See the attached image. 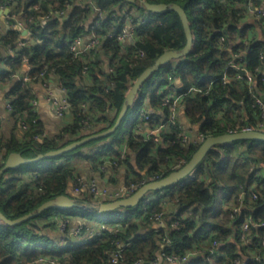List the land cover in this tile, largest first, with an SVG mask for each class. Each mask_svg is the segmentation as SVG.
<instances>
[{"label": "trees", "instance_id": "16d2710c", "mask_svg": "<svg viewBox=\"0 0 264 264\" xmlns=\"http://www.w3.org/2000/svg\"><path fill=\"white\" fill-rule=\"evenodd\" d=\"M145 1L178 3L185 9L194 36L191 53L162 65L143 84L122 122L128 120L129 135L125 139L115 138L110 144L95 148L91 147L92 143L98 140L91 141L63 155L4 172L0 180V211L9 219L19 218L44 202L67 194L70 178L76 170L66 162L74 158L94 161L103 158L100 168L106 161L114 167L128 163L135 177L127 183L156 175L163 178L185 165L200 143L182 145L171 130L162 133L159 141L134 133L140 124L143 107L153 120L168 118L169 109L163 105V100L170 75L176 77L182 92L192 86L207 91L210 81L218 79L209 94L186 95L182 104L190 123L205 136L227 133L228 126L240 130L247 122H255L258 110L252 106L249 87L237 81L223 84L220 80L226 71L230 77L234 76L235 70L225 67L238 51H247V66L251 71L262 63L264 19L252 16L251 22L241 12V7L251 5L252 0H227L225 3L218 0ZM93 2L104 13L98 24L88 0H0V6H12L11 15L22 21L30 32L26 39L20 31L11 28L2 40L9 54L0 55V86H8L15 123L9 135L0 127V169L13 152L34 158L85 137L81 134V105L84 102L89 103L95 119V127L88 135L112 127L131 87L130 81L152 67L164 52L183 49L187 43L182 19L176 11L158 14L125 0ZM62 10L67 13L64 18L56 15ZM112 12H115L114 16L110 15ZM126 13L135 15V42L123 45L116 34ZM142 17L146 18L145 22L140 21ZM15 22L13 18L9 20L10 25ZM91 33L100 37L101 44L96 49L78 56L70 53L69 45L76 37ZM222 36L226 37L224 42ZM21 40L27 42L25 47L19 46ZM138 50L144 51L139 60L136 59ZM26 65L31 68L20 78ZM42 73L46 79L56 77L68 97L69 110L74 114V121L54 134L47 133L32 107L35 99L32 84L40 83ZM254 89L258 94L264 93V81L260 77ZM148 103L154 111L149 110ZM159 110H163V114H158ZM33 119H37L35 123ZM22 121L28 124L25 131ZM124 142L128 149L121 160L120 148ZM239 145L243 149L236 152ZM130 154L136 156L135 165L130 163ZM252 162L263 164L264 169L263 141H235L215 146L195 169L194 177L184 185L168 186L162 189V195V190L149 193L152 196L149 203L143 198L136 206L108 211L115 216L105 223L118 225L116 235L105 230L100 236L80 242L50 235L46 228L61 231L58 220L71 217L65 214L67 210L57 208L45 210L14 226L0 219V264H110L109 256L118 241L125 245L119 264H136L140 258L143 264H152L161 250L177 256L195 251L188 261L179 264H215L217 261L234 264L237 256L245 259V264H264V249L257 245L261 230L254 228L256 244L252 245V252L255 254H251L240 238L241 223L249 213L232 215L234 203H240L236 197L241 192V185L250 188L255 182L258 198L250 201L246 195L241 202L252 209L250 214L255 219H264V174L255 176L251 172ZM26 174H31L33 186L24 182ZM39 181L44 184L41 190H38ZM84 200L90 202L92 198L85 197ZM168 204L173 206L171 212L167 211ZM118 210L122 211L116 214ZM161 211L168 216L166 226L159 225L153 217ZM82 212L81 215L89 219L93 213H98L90 209ZM174 219L179 221L175 228L171 226ZM69 229L70 223L59 233L64 235ZM87 230L84 225L82 231ZM164 235L169 238L167 244L163 242ZM214 240L218 243L215 248L212 246ZM256 254L260 255V260L255 259Z\"/></svg>", "mask_w": 264, "mask_h": 264}, {"label": "built area", "instance_id": "2783aa9c", "mask_svg": "<svg viewBox=\"0 0 264 264\" xmlns=\"http://www.w3.org/2000/svg\"><path fill=\"white\" fill-rule=\"evenodd\" d=\"M92 6H93V12H94V18H96V23L98 24L103 18L104 13L101 12V10L97 7V5L94 4L93 0H88ZM220 3H225L227 0H218ZM38 8V6H36ZM8 10V13L5 15L6 22L9 24V20L11 18L15 19L14 24H9L12 28L16 27H23L25 24L22 21L16 20L15 15H11L12 6L9 5H1L0 11ZM251 15L255 18L264 19V7H250L249 9ZM125 12V10H124ZM66 11L62 10L60 12H57L56 15H59L60 17L64 18L66 16ZM111 16L115 15V12H112L110 14ZM135 15L132 13H126L125 20L121 26L120 31L116 34L118 40L122 42L123 45L128 44V42L134 43V36H135ZM141 22H145L146 18L142 17L140 20ZM140 23V22H139ZM226 40L225 36L221 37V41L224 42ZM101 44L100 37L96 34H88L86 36H78L76 37L69 45L70 53L74 54L75 56H78L80 54L90 52L94 49H96ZM246 45H249V42H245ZM27 45L26 41H19L20 47H25ZM144 55L143 50H138L136 59L139 60L140 57ZM261 60L262 63L259 64L254 71H251L247 66V51H238L232 55V57L229 59V61L226 64V70L227 69H233L235 70V74L233 77H230L226 72L222 75L220 80L223 84H226L231 81H237L239 84L244 83L249 87V92L253 96V103L252 106L255 107L258 110V113L255 118L254 123L247 122L240 130L234 129L233 127L228 126L227 133H235L239 131H251V130H260L264 131V96L262 94H258L255 89L254 85L256 83V80L258 77L261 78V80L264 81V52L261 53ZM28 70L31 68L29 65ZM25 74L23 75V77ZM28 80L29 78H25ZM40 84H42L45 88L49 89V82L50 79H46L44 77V74L42 73ZM169 84L165 87L167 89L166 94L164 96L163 105L167 106L169 109V115L168 118L161 117L158 120H153L151 114L148 112L147 108L141 109V115H140V124L138 127L134 130V133L137 135H143L144 125L148 126L147 138L155 137L156 141L160 140V135L162 133H165L166 131H173V133H176L178 136L179 141L182 145H190L192 143H202L207 136L204 134L197 132L193 133L192 129L185 126L182 121L180 120V109L182 108L183 100L186 95H195L197 93H210V88L212 85L218 80H212L209 83V88L207 91H204L203 88L198 86H192L187 91H180V88L176 84V77L173 75H170L169 77ZM59 87L61 88L63 92V97L59 101H55V112L59 116H63L68 110H69V100L66 96L65 90L63 87H61L60 83L58 82ZM240 104L243 105L244 102L240 101ZM7 108L10 111H13L12 105L10 100L8 99L6 103ZM32 107L33 112L38 114V101L37 98H35L32 101ZM81 111H82V135H88L95 127V119L90 111V105L88 102H84L81 105ZM37 119H33V123L36 122ZM22 130H26L28 128V124L24 121L21 122ZM46 135V133L43 134V136ZM1 137V136H0ZM40 137V136H39ZM37 139L38 136H35ZM236 152H239L240 150L237 148L235 150ZM125 151H122L120 155V159L124 160L125 158ZM263 164H260L258 162H252L251 164V172L255 176H262L264 174ZM101 168H104L102 166ZM194 177V172L185 180H183L179 185L182 186L184 183L189 181ZM161 177L159 175L154 176L153 178L146 179L143 178L141 180L131 182L124 184L121 187L111 189L106 185L100 184L99 181L91 176H86L79 174L77 172L73 173L70 181L72 182L73 191L77 194H82L83 191H87L89 196H91L92 201H85L84 199H76L78 203L82 206L83 209H90L95 210L98 209L99 204L103 201L109 202L113 200L120 199L122 197H125L127 195L133 194L138 188L145 185L146 183L150 181L159 180ZM43 182L39 181V188L38 190H41L43 187ZM256 183L254 182L250 188L245 187L241 185V192L236 197L238 201H240L239 205H236L234 203L233 209H232V215L233 217H237L238 215H242L243 213H249L245 214V218L243 222L241 223V230H240V238L243 242L244 246L249 249V252L251 254H255L252 252L254 248L252 245L256 244L255 238V232L254 228H257L261 230V232L258 235V242L257 245H259L260 248L264 249V219H255L253 214H250L251 208L248 205H244L241 201L246 195L249 196L250 201H254L258 198V193L255 190ZM164 191L162 190L160 192V195H162ZM152 196L150 194H147L144 197V202L149 203ZM234 199V196H233ZM232 199V201H233ZM154 219L157 223L160 225L166 226V221L168 220V216H165L164 212L161 211L159 213H156L154 216ZM179 224V221L177 219H174L171 221L172 227H177ZM84 225H79L74 228L75 235H83L84 233H87L86 239H90L95 236H100L103 231L109 230L114 232L116 235L119 227L118 225L112 224L109 225L105 222L101 223L99 227L96 228H88L87 232H83ZM69 227V220H64L60 222V230L65 231ZM163 242L165 244L169 243V238L167 235H164ZM218 245L217 241L212 242V246L215 248ZM125 245L118 241L116 242V248L111 252L109 256V263L110 264H119L121 260H123V249ZM214 251H212V254ZM195 254V251L190 254H185L182 256L177 255H169L164 250H161L158 252L157 257L153 260L152 264H163L164 261L170 264H179L184 263L190 259V257ZM260 255L256 254L257 260H260ZM54 263V262H51ZM234 264H245V259L241 257H235L233 260ZM136 264H143V259H139L136 261Z\"/></svg>", "mask_w": 264, "mask_h": 264}, {"label": "water", "instance_id": "95a60500", "mask_svg": "<svg viewBox=\"0 0 264 264\" xmlns=\"http://www.w3.org/2000/svg\"><path fill=\"white\" fill-rule=\"evenodd\" d=\"M127 3L135 4L143 6L148 11H152L158 14H163L168 11H176L183 22L185 32L187 35V43L183 49L180 50H168L161 54L159 58L156 60L155 64L146 69L136 80L130 81V89L125 97V101L121 108V111L114 123V125L104 131L93 133L90 135H86L80 140L73 141L64 147H61L56 150L49 151L45 154H39L34 158H27L21 152H13L9 154L7 157L4 166L0 169V180L4 172L9 169H17L23 165L31 164L37 162L44 158H51L63 155L67 152H70L80 146H83L91 141L101 139L103 137L109 136L113 134L119 126L122 124L123 120L127 117L129 113L130 107L135 102L136 96L138 95L140 89L142 88L143 84L149 79L151 75H153L156 71L160 69L162 65L168 64L175 59H180L184 56H187L191 53L193 45H194V36L193 31L190 25V21L185 9L178 3H150L145 0H125ZM8 13V10L5 11ZM20 78H23V74L20 75ZM144 137H147V133L143 134ZM245 140H256V141H263L264 142V131L260 130H251V131H239L235 133H224L217 136H209L207 137L199 146L197 151L193 154L192 158L182 167L178 168L177 170L171 172L167 176L146 183L145 185L138 188L133 194L127 195L117 200L113 201H103L99 204L98 209L96 211L108 212L119 209L121 207H133L138 205L141 200L149 193L160 191L168 186L179 185L183 180L188 178L198 167V165L202 162L205 158L207 153L212 150L217 145H222L226 143H231L235 141H245ZM76 207H81L80 203L70 196L68 193L59 195L53 199H50L43 204H41L36 210L25 214L16 219H9L2 211H0V219L8 224V225H18L24 221H27L31 218H34L45 210L51 208H57L62 210H71Z\"/></svg>", "mask_w": 264, "mask_h": 264}, {"label": "crops", "instance_id": "0c3cea01", "mask_svg": "<svg viewBox=\"0 0 264 264\" xmlns=\"http://www.w3.org/2000/svg\"><path fill=\"white\" fill-rule=\"evenodd\" d=\"M264 7V0H252L251 5H243L241 7V12L245 14L248 19L252 22V15L249 11L250 7ZM6 13L3 11H0V55H7L9 54V51L5 49V47L2 45L3 36L5 35L6 31L11 29L12 27L6 22ZM146 14V18H147ZM18 20V19H17ZM14 29V28H12ZM18 31L21 32V35L23 38L28 39L30 36L29 30L23 25V27H16ZM28 70V66H24L23 70L20 72L21 74H25ZM32 89L35 95V98H37L38 101V115L41 120V122L44 125L45 130L49 134H54L62 126L71 124L74 121V114L71 110H68L62 117L57 115L55 112V101H59L63 97V92L61 88L59 87L58 80L55 76H52L50 78L49 82V89L45 88L40 83H34L32 84ZM263 96L264 93L262 92ZM8 101V86L2 85L0 86V127L4 134L9 135L12 131V128L15 123V119L12 116L11 111L7 108L6 103ZM147 106V104H146ZM148 108L150 111L153 109L150 108V105L148 103ZM154 111V110H153ZM158 114H163V110L157 111ZM245 118L247 117L246 114H244ZM112 117V115H110ZM180 120L182 123L191 128L193 133L199 132V128L195 125H192L188 118L186 117L184 113V109H180ZM105 123V122H104ZM100 126V125H99ZM148 131V126L144 125L143 134ZM94 149V148H93ZM93 149H90L91 151ZM127 143H123L120 150L126 152ZM131 155L130 163L132 165H135L136 156L133 154ZM103 158H100L99 161L94 160H86L82 159L80 157L74 158L70 161L66 162V165H69L70 167H73L77 173L91 176L96 178L100 184L106 185L111 189H115L118 187L123 186L128 181H130L133 177H135V173L133 172L129 166L128 163H124L120 166H112L108 161L105 162L104 168H100L99 165H101L100 161ZM24 182L29 183L30 186H33L32 176L31 174H26L24 177ZM67 193L72 196L75 199H85V197H90L87 191H83L82 194H77L73 191L72 182L69 181ZM173 210V206L168 204L167 205V211L171 212ZM86 215H79L78 217L71 216L68 220L70 223V229L67 233H64V235L59 233L57 230L52 231L49 228H46L45 231L48 232L50 235L56 236V237H66L70 238L74 242H80V241H86L87 233H84L83 235H75L74 228L79 225H87L88 228H96L99 227L95 222V220L89 219L88 217H84ZM46 222H49V219L45 220ZM62 220H58V222H61ZM160 225V224H159ZM164 226V225H161ZM159 227V226H158ZM217 259V258H216ZM215 259V260H216ZM163 264H170L164 261ZM215 264H227L226 261H217Z\"/></svg>", "mask_w": 264, "mask_h": 264}, {"label": "rangeland", "instance_id": "374dc122", "mask_svg": "<svg viewBox=\"0 0 264 264\" xmlns=\"http://www.w3.org/2000/svg\"><path fill=\"white\" fill-rule=\"evenodd\" d=\"M127 135H129V126H128V120H125L124 123L118 129L116 134H114V135L112 134V135L103 137L101 139H98V141H96V143L95 142L92 143V145L94 144L93 146H91V144H90V146L94 147V148L99 147L100 145L105 146V145H108L111 142H113V140L115 138H119L120 140H123V138L125 139L127 137ZM237 148L239 150L243 149L241 145H239ZM73 211L74 212L67 210V211H65V214H70L71 216H75V217H78L79 215L83 214V212H82L83 208H81V207H78V208L76 207V208H74ZM120 211H122V210H118V212H116V214L119 213ZM93 215L94 216L93 217L91 216V217H92V219H94L96 221L95 223L97 225H100L101 223L106 222L109 219H112V216H115L114 214L108 213V212H102V213L98 212V213H93ZM58 232H61V231H58Z\"/></svg>", "mask_w": 264, "mask_h": 264}]
</instances>
